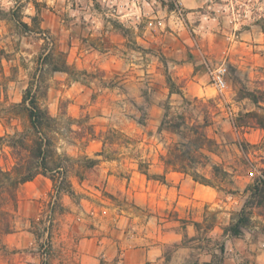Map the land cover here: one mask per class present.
Listing matches in <instances>:
<instances>
[{"label":"clouds","instance_id":"clouds-1","mask_svg":"<svg viewBox=\"0 0 264 264\" xmlns=\"http://www.w3.org/2000/svg\"><path fill=\"white\" fill-rule=\"evenodd\" d=\"M0 264H264V0H0Z\"/></svg>","mask_w":264,"mask_h":264}]
</instances>
